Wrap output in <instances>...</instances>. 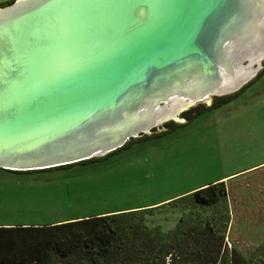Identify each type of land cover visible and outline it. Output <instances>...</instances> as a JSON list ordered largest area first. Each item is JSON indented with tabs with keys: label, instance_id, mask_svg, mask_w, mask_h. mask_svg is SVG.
I'll return each instance as SVG.
<instances>
[{
	"label": "water",
	"instance_id": "95a60500",
	"mask_svg": "<svg viewBox=\"0 0 264 264\" xmlns=\"http://www.w3.org/2000/svg\"><path fill=\"white\" fill-rule=\"evenodd\" d=\"M253 4L16 0L0 8V169L40 171L102 158L169 121L182 123L180 115L197 103L210 106L214 97L240 91L255 74L206 90L174 117L137 120L154 98L167 106V92L192 72L220 82L226 44ZM263 59L238 64L258 67Z\"/></svg>",
	"mask_w": 264,
	"mask_h": 264
},
{
	"label": "rangeland",
	"instance_id": "374dc122",
	"mask_svg": "<svg viewBox=\"0 0 264 264\" xmlns=\"http://www.w3.org/2000/svg\"><path fill=\"white\" fill-rule=\"evenodd\" d=\"M15 1L0 0V8ZM251 82L216 108L211 109L227 96L214 97L210 106L197 103L180 115V127L130 144L105 160L32 175L0 171V226L152 208L220 179L230 205L227 241L248 256L264 240V59L247 85ZM200 110L205 111L187 122L186 115ZM180 215L179 208L165 205L152 211L146 224L167 231Z\"/></svg>",
	"mask_w": 264,
	"mask_h": 264
},
{
	"label": "trees",
	"instance_id": "16d2710c",
	"mask_svg": "<svg viewBox=\"0 0 264 264\" xmlns=\"http://www.w3.org/2000/svg\"><path fill=\"white\" fill-rule=\"evenodd\" d=\"M252 83L236 95L220 99L211 109L239 95ZM205 110L186 115L187 122ZM167 126L165 131L129 141L102 158L40 171H0L32 175L89 165L130 144L168 134L180 124L173 122ZM165 205L181 211L175 226L167 231L160 225L148 226L146 217ZM230 221L226 185L216 182L152 208L121 210L61 223L0 226V264H264V240L248 256L229 246Z\"/></svg>",
	"mask_w": 264,
	"mask_h": 264
},
{
	"label": "bare ground",
	"instance_id": "6f19581e",
	"mask_svg": "<svg viewBox=\"0 0 264 264\" xmlns=\"http://www.w3.org/2000/svg\"><path fill=\"white\" fill-rule=\"evenodd\" d=\"M254 1L255 4L252 7L250 6L252 11L250 18H248L249 21L247 19L248 23L246 21L238 35L226 44L224 56L227 62L220 68V82L210 83L206 80L208 77L206 74L205 76L200 72L199 75H195L192 72L191 77L183 86L175 83L167 92V106H157V100L159 99L154 98L153 103L151 101L146 104L138 114V121L148 122L155 119L160 121L163 118L174 117L175 113L189 106L191 99L199 97L206 90L218 91L220 87L224 89L225 87H232L246 81L255 74V65L253 67L238 64L242 57H247L251 64H255L264 56V0ZM186 100H189V102L187 103ZM118 130V126L113 127L110 133L116 134Z\"/></svg>",
	"mask_w": 264,
	"mask_h": 264
},
{
	"label": "crops",
	"instance_id": "0c3cea01",
	"mask_svg": "<svg viewBox=\"0 0 264 264\" xmlns=\"http://www.w3.org/2000/svg\"><path fill=\"white\" fill-rule=\"evenodd\" d=\"M219 180H220V179H219ZM219 180L214 181V183L219 182ZM205 185H208V184H204V185H202V186H199V187H196V188L190 189V190H188V191H185V192H183V193H181V194H179V195H177V196H175V197H172L171 199L173 200V199H175V198H178V197H180V196H182V195H184V194H186V193L192 192V191H194V190H196V189H199V188H201V187H203V186H205ZM167 200H170V199H167ZM167 200H165V201H167ZM163 202H164V201H163ZM66 221H68V220H66ZM64 222H65V221H64Z\"/></svg>",
	"mask_w": 264,
	"mask_h": 264
}]
</instances>
